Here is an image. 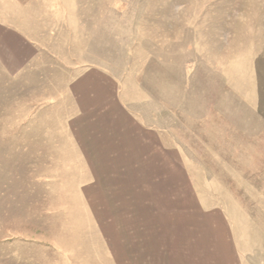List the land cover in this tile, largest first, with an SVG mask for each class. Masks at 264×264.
Segmentation results:
<instances>
[{"label": "rangeland", "instance_id": "rangeland-1", "mask_svg": "<svg viewBox=\"0 0 264 264\" xmlns=\"http://www.w3.org/2000/svg\"><path fill=\"white\" fill-rule=\"evenodd\" d=\"M15 12L53 61L104 69L139 117L175 144L187 185L203 199L184 207L177 184L175 209L161 199L158 214L140 216L145 226H213L217 210L227 226L233 219L264 239V0H15ZM43 74L17 75L16 120L0 119V264H63L62 249L76 260L87 236L56 230L78 226L77 215L71 200L45 198L60 187L47 180L62 167L40 165L48 162L40 147L62 136L48 133L58 120L41 100ZM24 80L32 82L26 124Z\"/></svg>", "mask_w": 264, "mask_h": 264}, {"label": "crops", "instance_id": "crops-1", "mask_svg": "<svg viewBox=\"0 0 264 264\" xmlns=\"http://www.w3.org/2000/svg\"><path fill=\"white\" fill-rule=\"evenodd\" d=\"M26 23L16 19L15 0H0V119H11V124L16 120V87L21 83L17 75L56 69L55 74H43L38 84L44 88L41 100L57 112L48 116L58 120L48 126V133L62 136L40 147L41 158L48 161L40 165L62 167L47 180L60 187L47 190L45 198L71 200L66 207L77 215L78 226H55L56 230L65 236L74 231L87 235L78 258L62 249L61 263L264 264V239L250 233L257 228L249 226L245 233L233 219H227V226L217 210L213 226L197 221L195 226L144 225L140 216L158 214L161 199L166 208L175 209L181 200L173 192L177 184L183 185L184 207L197 208L203 199L187 185L175 144L166 143L159 127L144 122L128 105L115 77L97 66L65 68L56 63V53L42 40L35 42ZM23 83L25 91L18 93L28 103L26 124L32 118V82Z\"/></svg>", "mask_w": 264, "mask_h": 264}]
</instances>
